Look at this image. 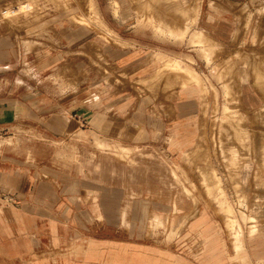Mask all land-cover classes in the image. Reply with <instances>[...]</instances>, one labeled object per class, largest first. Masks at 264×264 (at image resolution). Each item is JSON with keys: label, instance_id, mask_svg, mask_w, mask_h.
Returning <instances> with one entry per match:
<instances>
[{"label": "rangeland", "instance_id": "rangeland-1", "mask_svg": "<svg viewBox=\"0 0 264 264\" xmlns=\"http://www.w3.org/2000/svg\"><path fill=\"white\" fill-rule=\"evenodd\" d=\"M29 1L0 0V40L12 43L3 48L7 57L0 62V74L9 69L12 58L19 59V76L32 77L36 93L50 97L49 111L34 120L40 129L50 128L52 136L42 130L19 131L27 143L0 136V154L21 150L34 164L42 155L32 145L50 144L52 168L65 177L68 188L72 185L68 207L83 208L77 212V227L86 237H113L128 243L131 256H145L155 264H187L182 256L202 263L206 243L192 224L211 213L223 218L232 246L231 256L225 251L213 264H250L239 255L238 242L243 237L251 242L264 233V195H253L250 203V195L242 191L250 180L240 176L252 171L264 175V130L259 132L263 145L251 158L250 133L233 129L245 120L225 115L231 111L226 108L219 120L217 91L221 83L225 101L234 102L229 92L235 83L230 81L242 85L252 75L253 86L264 98V0H117L118 14L115 0H92L94 10L90 0ZM26 2L41 12L38 20L9 14ZM222 15L231 19L227 34L220 36ZM167 27L187 31L178 36ZM195 31L208 41L192 44ZM128 51L145 52L141 65L159 68L151 79L133 78L134 87L127 81L142 67L131 71L116 66ZM156 53H173L182 69L197 73V81L165 68L172 62ZM182 80L188 88L196 87L202 112L198 123L202 129L210 122V143L202 130L192 146L182 140L185 131L169 130L167 136L160 131L162 121L152 102L160 95H183ZM210 92L214 104L208 116L204 108ZM96 114L113 127L105 130L94 124ZM23 117H28L26 112ZM134 119L141 121L138 137L127 133ZM51 122L64 124V130L54 129ZM219 122L232 129L220 130ZM258 122L264 128V106ZM253 181L256 189L264 190V179ZM227 184L234 187V195L221 191ZM255 264H264V259Z\"/></svg>", "mask_w": 264, "mask_h": 264}, {"label": "crops", "instance_id": "crops-1", "mask_svg": "<svg viewBox=\"0 0 264 264\" xmlns=\"http://www.w3.org/2000/svg\"><path fill=\"white\" fill-rule=\"evenodd\" d=\"M90 1L92 10H94V3L92 0ZM29 2L19 4L24 6V11H20L18 5L16 11L10 10L9 14H26L31 16V20H38L41 17V12L30 9ZM122 2L124 1L122 0ZM113 10L115 14L121 10L117 0L114 2ZM219 19H223L220 21L219 34L220 36L226 35L231 18L222 15L219 16ZM175 29L167 27L169 33L176 32L178 36H183L187 31V27L185 29L175 27ZM206 41L208 39L200 31L191 34L190 42L192 44H200ZM6 46H12L11 41L0 40V62L6 60L7 54L3 50ZM241 50L243 49L235 48V51ZM246 50L254 51L253 48ZM145 54V52L138 51L124 52L122 62L116 63V66L122 70L132 71L136 68L140 70L142 67L137 74L130 76V80L127 81L130 87H134L131 85L133 78L151 79L153 72L157 73L159 69L158 67L153 69L148 68L147 65H141L146 57ZM155 56H160L161 59L165 56V58L170 59L172 63H167L164 67L176 71V74L182 73L185 75L184 80L197 81V73L191 69H182L176 62L178 58L173 53H169V55L156 53ZM173 61L175 62L173 63ZM19 66V59L14 61L12 58L9 69L3 75L0 74V136L18 137L20 142L27 143L29 140L22 139L18 135L19 131L42 130L43 134L52 136L50 128L44 126L40 129V125L36 124L34 120L35 116L44 111H49L47 107L50 106V97L44 92L39 96L34 88L33 78L19 76ZM176 77L178 78V75ZM18 82L22 85L15 87ZM230 82L235 83L229 92V98H233L234 102L225 101L222 85L221 83L218 85L217 109L219 120L221 121L223 117V108L231 109V111L225 112V115H240L245 120L242 126H236V124L233 129L250 133V144L248 145L251 158H253L254 153H258L263 145L259 132L264 128L260 126L258 117L264 106V98L253 86L252 75L250 80L242 85H238L236 79ZM181 85L182 89L186 91L183 95L170 99L168 96L160 95L158 99L152 102L162 121L160 131L164 136H167L169 130L173 132L185 131L183 136L185 139L182 138V140L187 146H192L199 136V130H202L206 132V141L210 143L209 132L212 129L210 122L204 123L202 129L198 123V117L202 112L196 87L188 88L183 80ZM143 91L148 94L147 90L143 89ZM213 104L214 95L210 92L208 105L204 108V112L208 116L212 113ZM24 112L28 117H23ZM112 113V119L116 122L117 113L115 110ZM53 115L56 116V113ZM77 115L79 116V113ZM134 120L133 125L127 128V133L138 137L141 134V127L137 125H140L141 121L139 119ZM92 121L94 124L101 125L105 130L113 127V122L102 115H94ZM53 122H51V126L54 129L64 130V124H52ZM218 125L220 130L232 129L226 124L223 128L222 122H219ZM51 126L48 124V127ZM32 146L37 147L38 153L42 155L37 156L34 164L27 162L26 154H23L21 150L18 154L6 150L0 154V193H10L17 200V204L13 207L0 208V264H155L154 261H147L145 256H131L127 248L128 243L116 241L113 237L84 236L81 227H79L80 229L77 227L78 223L81 222V216L77 212H81L83 208L79 205L78 207H71V205L68 207L67 190H71L72 185L68 188L65 177L52 168L53 152L50 151V144L39 141ZM240 178L250 180L249 186L242 188L244 193L250 195V203H252L253 195H264V190L256 189L253 181L255 178L264 179V175L252 171L242 173ZM225 180H227L226 177ZM220 189L226 195H234L235 193L234 187L229 184L220 187ZM259 210L260 208L255 209L254 214H257ZM68 211L72 213H68ZM208 216L197 219L192 224L194 228L201 230L202 238L206 243L205 258L202 259V263H197L182 256L181 259L187 264L219 262L225 251L227 256H231V238L225 229L223 218L213 216L211 213ZM238 243L240 244L237 248L239 255L242 259L248 258L250 264H255L258 259H264V233L251 242L243 237ZM117 249L118 251H116Z\"/></svg>", "mask_w": 264, "mask_h": 264}, {"label": "built area", "instance_id": "built-area-1", "mask_svg": "<svg viewBox=\"0 0 264 264\" xmlns=\"http://www.w3.org/2000/svg\"><path fill=\"white\" fill-rule=\"evenodd\" d=\"M17 204L16 198L10 193H0V208L13 207Z\"/></svg>", "mask_w": 264, "mask_h": 264}]
</instances>
